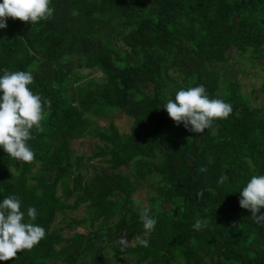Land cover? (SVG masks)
<instances>
[{
  "label": "trees",
  "instance_id": "16d2710c",
  "mask_svg": "<svg viewBox=\"0 0 264 264\" xmlns=\"http://www.w3.org/2000/svg\"><path fill=\"white\" fill-rule=\"evenodd\" d=\"M51 6L48 21L9 18L0 29V75L30 70L33 91L51 100L44 131L28 142L33 163L0 148V201L15 195L25 212L35 207L46 237L0 264H111L108 248L115 259L131 257L121 264H264V222L239 206L250 177L264 175V104L253 107L220 71L233 49L264 64V0H51ZM94 69L103 82L92 77ZM199 85L233 111L197 134L177 126L163 106L177 90ZM110 112L132 119L129 133L97 123ZM88 137L95 140L92 158L103 165L90 177L71 147ZM223 175L229 179L219 183ZM143 189L151 192L157 220L151 234L134 199ZM82 206L87 215L73 223L87 233L73 224L68 232L55 227L59 214ZM198 218L207 224L200 231L193 229ZM122 230L149 246L139 240L121 250L115 243Z\"/></svg>",
  "mask_w": 264,
  "mask_h": 264
},
{
  "label": "clouds",
  "instance_id": "9594fccd",
  "mask_svg": "<svg viewBox=\"0 0 264 264\" xmlns=\"http://www.w3.org/2000/svg\"><path fill=\"white\" fill-rule=\"evenodd\" d=\"M54 12L51 0H2L0 29L7 28L9 18L36 25L50 20ZM34 83L35 76L30 70L5 69L0 75V148L22 164L34 162L35 153L28 142L33 139L34 132L44 131L45 106L51 107V100L33 91ZM163 110L177 126L183 124L186 130L199 134L210 129L216 121L227 119L233 108L222 99L210 98L207 89L199 85L177 90L174 99H167ZM246 163L254 168L250 159ZM206 170L205 167L198 169L199 172ZM226 179L228 176L223 175L218 182ZM239 195V206L250 211L254 222H264V215H258L264 208V175H252ZM37 216L35 207H28L26 212L22 210V202L15 195L0 201V261L14 260L18 253L31 251L46 237V230L35 223ZM139 221L146 234L155 231L157 220L151 206L141 210ZM206 226V222L198 218L193 229L200 231ZM118 243L123 250L129 242L123 235ZM140 244L148 247L149 240L141 239Z\"/></svg>",
  "mask_w": 264,
  "mask_h": 264
},
{
  "label": "rangeland",
  "instance_id": "374dc122",
  "mask_svg": "<svg viewBox=\"0 0 264 264\" xmlns=\"http://www.w3.org/2000/svg\"><path fill=\"white\" fill-rule=\"evenodd\" d=\"M221 75L222 81L227 80L230 83L238 84L241 89V93L250 101L253 107H261L264 104V94L261 93V88L264 83V64L260 59H254L248 57V55H240L234 49L229 53V61L225 65L221 66ZM88 73V72H86ZM92 77L97 79L100 82H103L105 75L100 72L98 69H94L91 72ZM82 81H85L83 79ZM223 83V82H222ZM100 126L105 127L110 124H114L116 128L121 133H129L132 126V119L127 116L124 112L109 113L107 116L97 122ZM71 147L74 151L77 152L78 156L82 159L84 176L90 177L91 173L97 167L102 168V164L98 159H93L92 155L95 151V140L92 137L85 138L84 140H75L71 143ZM61 194V191L59 192ZM151 192L149 190H140L134 195L137 207H146L149 205V195ZM74 200L71 199V203ZM87 215V209L85 206H82L80 209L75 211H68L66 214H59L55 227H61L64 231L68 232L69 226L73 224L74 221L83 219ZM76 230L80 233H87L86 229L82 226H75ZM125 231L122 230L119 233V238L124 235ZM104 234H101L102 236ZM107 237H104L102 242L107 241ZM140 238L128 239L127 246H134ZM115 245L122 250V247L119 245L118 241ZM126 246V247H127ZM123 247V250L126 249ZM107 257L110 258L111 264H121L123 261L129 260V257L126 254L116 256L111 248H108L105 251Z\"/></svg>",
  "mask_w": 264,
  "mask_h": 264
}]
</instances>
